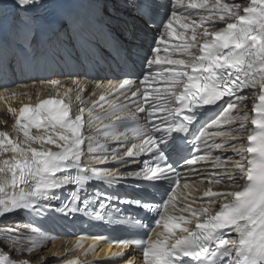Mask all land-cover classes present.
Instances as JSON below:
<instances>
[{
	"label": "snow or ice",
	"instance_id": "obj_1",
	"mask_svg": "<svg viewBox=\"0 0 264 264\" xmlns=\"http://www.w3.org/2000/svg\"><path fill=\"white\" fill-rule=\"evenodd\" d=\"M42 0H11V10L0 7V34L10 35L26 52L40 27L36 19V9ZM56 46L61 51V58L69 59L95 57L99 58V49L113 47L114 39L106 26L98 18L82 19L73 17L66 30L59 33ZM75 82V81H73ZM57 84L58 81H51ZM23 120V117H21ZM18 207V206H17ZM14 208H9V210ZM3 213V212H0ZM127 247V244H125ZM18 249L9 245H0V264H31V261H20L10 258L9 252ZM258 255L264 256V246L256 249ZM122 253H120L121 255ZM75 264V262H72Z\"/></svg>",
	"mask_w": 264,
	"mask_h": 264
},
{
	"label": "bare ground",
	"instance_id": "obj_2",
	"mask_svg": "<svg viewBox=\"0 0 264 264\" xmlns=\"http://www.w3.org/2000/svg\"><path fill=\"white\" fill-rule=\"evenodd\" d=\"M223 1H227V2H230L232 3V0H223ZM248 6H251V2L250 0H246L244 1V3L241 5L242 8H245V7H248ZM237 7V5H233L231 6L230 8L229 7H224V6H221V7H216L212 12L211 14L206 17L210 23H212V25L214 24H219V23H223L224 21L221 20V16L222 15H225L227 17V19L232 15V12L234 10V8ZM233 19V16L229 18V20H232ZM212 31L206 33V34H203L202 32L198 31L197 32V35H195L194 37H189V39L192 41L193 43V46L192 48L197 45V42H199L201 39L205 38L206 35L209 36V34H211ZM245 123H247V121H244ZM240 131L239 130H236L235 134L237 135L238 134V137L234 138L232 141H231V144L234 145V147L232 149H236L238 150L237 151V154L234 158V161L233 162H226L224 161V165L221 169V173H223V175H228L230 176L228 178V181H226V187L227 189L226 190H232L233 188H236L237 185L241 182V179L242 177L240 175H235L237 172L239 171H242L243 169H245V166H244V140L242 139V137H246L245 136H242L239 134ZM24 138H21V141L23 140ZM21 141H17L19 144L21 143ZM227 152H224V155H226ZM13 154L12 151H8V150H0V166H1V163H2V156H5V157H9ZM224 160H225V157H224ZM0 227L2 228V222H0ZM1 231V229H0ZM0 237L4 238L5 241H6V245H9L10 248H16L18 249V245L17 243L15 242V239H9L8 237V234L3 232V235H1ZM56 246V245H55ZM49 252V251H48ZM61 252V249H58L57 250V253H60ZM15 251H10L9 252V255L12 256L14 255ZM32 257L34 259H36L37 261H39V263L43 264V263H46L47 261H45L44 259H40L38 257H35L34 255H32Z\"/></svg>",
	"mask_w": 264,
	"mask_h": 264
},
{
	"label": "rangeland",
	"instance_id": "obj_3",
	"mask_svg": "<svg viewBox=\"0 0 264 264\" xmlns=\"http://www.w3.org/2000/svg\"><path fill=\"white\" fill-rule=\"evenodd\" d=\"M236 9V7L234 8V10Z\"/></svg>",
	"mask_w": 264,
	"mask_h": 264
}]
</instances>
